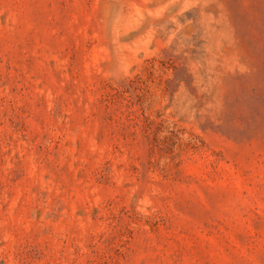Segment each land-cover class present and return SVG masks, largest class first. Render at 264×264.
I'll use <instances>...</instances> for the list:
<instances>
[{"label": "rangeland", "instance_id": "374dc122", "mask_svg": "<svg viewBox=\"0 0 264 264\" xmlns=\"http://www.w3.org/2000/svg\"><path fill=\"white\" fill-rule=\"evenodd\" d=\"M0 264H264V0H0Z\"/></svg>", "mask_w": 264, "mask_h": 264}]
</instances>
